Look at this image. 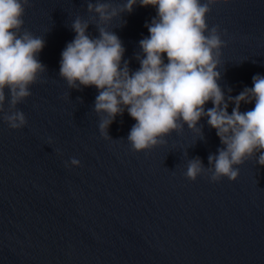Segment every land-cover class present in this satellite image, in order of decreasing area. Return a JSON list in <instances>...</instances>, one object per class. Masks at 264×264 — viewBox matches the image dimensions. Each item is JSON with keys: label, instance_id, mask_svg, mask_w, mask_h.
I'll list each match as a JSON object with an SVG mask.
<instances>
[{"label": "water", "instance_id": "obj_1", "mask_svg": "<svg viewBox=\"0 0 264 264\" xmlns=\"http://www.w3.org/2000/svg\"><path fill=\"white\" fill-rule=\"evenodd\" d=\"M77 16L89 18L86 0H31L26 9L25 29L45 40L38 60L47 83L33 85L18 106L27 127L13 131L0 120V264H264V166L246 161L235 182L187 179L189 159L208 167L222 147L206 117L205 140L185 125L167 145L136 153L127 137L137 121L125 110L106 141L93 111L99 90L70 89L59 74ZM156 16L138 2L122 27L113 24L132 71ZM207 20L227 43L218 83L235 97L264 76V0L218 4ZM88 32L98 36L94 25ZM72 158L81 167H66Z\"/></svg>", "mask_w": 264, "mask_h": 264}, {"label": "clouds", "instance_id": "obj_2", "mask_svg": "<svg viewBox=\"0 0 264 264\" xmlns=\"http://www.w3.org/2000/svg\"><path fill=\"white\" fill-rule=\"evenodd\" d=\"M86 2L89 18L77 16L72 22L76 35L62 51L59 74L70 89L95 86L99 90L93 111L106 141H114L108 129L125 110L137 121L127 137L136 153L167 145V138L183 134L185 125L200 141L205 140L200 121L206 117L222 147L208 156V167L200 157L189 159L187 179L195 182L204 176L212 183L224 178L235 182L240 175L237 166L246 161L255 159L264 166V76L255 75L253 87H245L235 97H225L218 83L222 49L227 43L218 26L209 27L207 18L214 6L232 0ZM138 2L155 7L157 16L145 25L150 36L139 41L142 54L137 53L135 59L140 67L132 71L113 24L122 20V27V15L132 13ZM30 7L31 0H0V120L13 131L28 126L18 106L32 96L30 88L47 83L43 76L48 70L38 60L45 40L24 27ZM90 25L95 26L98 36L89 34ZM209 101L214 107L206 110ZM253 102L254 108L241 111L242 104ZM229 103L235 105L231 114ZM65 166L81 167V163L72 158Z\"/></svg>", "mask_w": 264, "mask_h": 264}]
</instances>
